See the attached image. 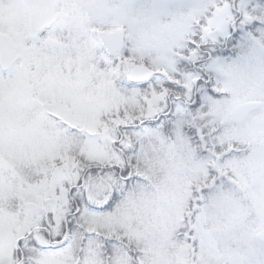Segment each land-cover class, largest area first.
Wrapping results in <instances>:
<instances>
[{"label":"snow or ice","instance_id":"snow-or-ice-1","mask_svg":"<svg viewBox=\"0 0 264 264\" xmlns=\"http://www.w3.org/2000/svg\"><path fill=\"white\" fill-rule=\"evenodd\" d=\"M0 264H264V0H0Z\"/></svg>","mask_w":264,"mask_h":264}]
</instances>
